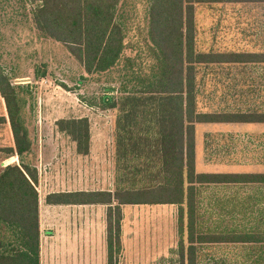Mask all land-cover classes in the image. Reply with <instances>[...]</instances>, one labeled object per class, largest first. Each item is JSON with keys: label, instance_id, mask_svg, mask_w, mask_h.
I'll return each instance as SVG.
<instances>
[{"label": "trees", "instance_id": "16d2710c", "mask_svg": "<svg viewBox=\"0 0 264 264\" xmlns=\"http://www.w3.org/2000/svg\"><path fill=\"white\" fill-rule=\"evenodd\" d=\"M216 1L224 0H145L146 31L140 33L138 26L137 35L153 62L144 72L143 62H132L125 54L128 46L137 45L126 39L129 0H13V11L30 20L41 37L63 43L86 73L107 72L124 62L120 93L99 96L102 108L117 110L115 188L45 196L48 203L106 204V264H116L122 249L121 207L126 203L178 206L174 251L180 264H203V251L216 249L224 252L210 255L211 264H264V172L195 169L196 122H264V108L195 110L207 68L264 65V49L214 51L198 45L195 5ZM26 87L13 83L0 64V95L13 137V146L5 149L18 155L31 146L23 117L25 100L19 94ZM140 121L156 126L145 132L143 141L127 129ZM56 125L75 142L78 154L88 152L86 116L60 118ZM36 183L34 166L19 162L0 169V264H40Z\"/></svg>", "mask_w": 264, "mask_h": 264}, {"label": "rangeland", "instance_id": "374dc122", "mask_svg": "<svg viewBox=\"0 0 264 264\" xmlns=\"http://www.w3.org/2000/svg\"><path fill=\"white\" fill-rule=\"evenodd\" d=\"M129 1L126 6V24L129 25L126 39L137 45L128 46L125 54L136 57L139 53L141 57L137 60L143 62L146 72V64L153 62V59L146 55V47L140 50L142 42L137 35L138 26L145 21L146 3L145 0ZM11 2L10 5L0 4V64L13 83L27 86L19 90L25 100L23 117L31 140L29 150L22 153L23 159L38 161L41 152L49 160L60 155L65 150L61 147L62 141L70 137L58 129L57 120L86 116L89 122V150L86 155L95 156L102 175L110 176V179H101L102 185L110 181L113 187L117 175V160L114 162L117 110L102 108L99 96L103 93L117 96L120 93L118 89L125 82L124 62H119L107 72L86 73L63 43L41 37L30 20L25 19L20 11H13V0ZM195 18L200 47L264 48V9L260 6L232 1L200 4L196 6ZM220 66L216 65L213 67L216 70L204 75L197 96L198 109L220 107L241 112L254 107L264 108L263 64L246 69L235 63ZM107 86L115 89L106 91ZM246 124L251 126L255 123ZM226 132L229 139L235 141L237 138L239 147L243 146L241 150L245 165L241 171L260 168L264 171V131L246 129ZM221 138L227 140L224 135ZM0 148L1 169L4 166L1 162L3 156H8L11 151L6 150L7 147ZM52 165L51 161L40 164L41 172H49ZM121 210L122 249L117 255L116 264H180L174 251L178 242L176 204L126 203ZM223 252L222 249L210 253L204 250L203 264H211L210 255L217 257Z\"/></svg>", "mask_w": 264, "mask_h": 264}, {"label": "crops", "instance_id": "0c3cea01", "mask_svg": "<svg viewBox=\"0 0 264 264\" xmlns=\"http://www.w3.org/2000/svg\"><path fill=\"white\" fill-rule=\"evenodd\" d=\"M231 1L241 2L243 4L257 5L264 9V2L258 1L247 2L240 0H224L211 2L209 4L212 5L216 3H225ZM196 6L197 4L194 8V17L196 14ZM139 30L140 33L145 34V24H142V26L139 27ZM141 44L142 45L140 46V50H143L145 47L147 48V44ZM205 49H211L214 51L247 50L231 48L214 49L211 46L206 47ZM130 59L132 60V62H139L137 58H135L134 60V58L131 57ZM216 65L218 66V64H215V66ZM220 67H224V65H221ZM212 70L216 69H214L213 67L207 68V71L204 75ZM134 94L142 96L144 93ZM197 105L198 104H196L195 110L199 111L225 110L220 107L201 110L197 108ZM235 111L238 112L239 110L237 109ZM0 116L5 118L0 121V147L13 146V137L9 123L6 119V111L1 95ZM246 123L255 124L247 126ZM114 129V146L116 148V126ZM127 129L133 131V135H140L141 138L139 139L140 141H143V139L145 138V132L147 130H156V126L151 125L147 122L140 121L139 124H128ZM232 129H234L235 132L245 131L246 129L249 131H264V122H196L194 124V163L196 171L244 172L241 171V167L245 165L244 159L242 158L243 152L241 150L243 146H241L242 148L239 147L237 138L235 141L229 139V134L226 132L234 131ZM27 131L28 136L30 137V130L28 128ZM222 135L227 137V140H222ZM61 147L65 149L64 152H61L60 155L56 156L54 159L52 158L51 160H49V157L43 155L41 152V155L39 154L38 161H36L37 159H34L30 162L23 159L22 153L18 155L15 151H11L10 153H8V156H3L1 162L4 166L12 162H23L30 166H34L37 169L36 188L39 196H41L38 199L40 264H104V259H106V243L104 242L106 232V204L100 202L48 203L45 200V196L49 193L54 192H71L80 190L105 189L112 191L115 184L113 183L112 187V184L109 181L107 185L105 184V182H103L104 185H102L101 179H110V176L106 177L102 175L101 169L99 167V162L95 161V156L78 154L76 152L75 142L73 140L67 138L64 139L62 141ZM116 158L117 154L115 153V163ZM49 161H51L53 164L50 168L51 170H49V172L47 173H42L40 164ZM262 169L263 168L248 172H264L261 171Z\"/></svg>", "mask_w": 264, "mask_h": 264}]
</instances>
